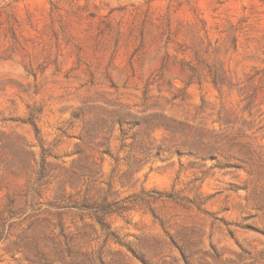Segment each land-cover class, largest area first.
Wrapping results in <instances>:
<instances>
[{"label": "rangeland", "instance_id": "obj_1", "mask_svg": "<svg viewBox=\"0 0 264 264\" xmlns=\"http://www.w3.org/2000/svg\"><path fill=\"white\" fill-rule=\"evenodd\" d=\"M0 264H264V0H0Z\"/></svg>", "mask_w": 264, "mask_h": 264}]
</instances>
